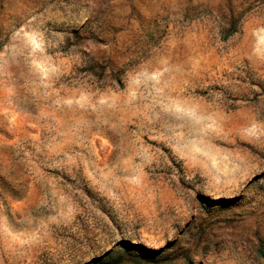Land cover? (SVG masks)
<instances>
[{"label": "rangeland", "instance_id": "rangeland-1", "mask_svg": "<svg viewBox=\"0 0 264 264\" xmlns=\"http://www.w3.org/2000/svg\"><path fill=\"white\" fill-rule=\"evenodd\" d=\"M0 264H264V0H0Z\"/></svg>", "mask_w": 264, "mask_h": 264}]
</instances>
